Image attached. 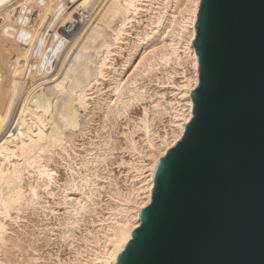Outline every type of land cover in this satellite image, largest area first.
<instances>
[{
	"label": "bare ground",
	"instance_id": "6f19581e",
	"mask_svg": "<svg viewBox=\"0 0 264 264\" xmlns=\"http://www.w3.org/2000/svg\"><path fill=\"white\" fill-rule=\"evenodd\" d=\"M201 3L202 0H0V264L8 248L15 247L11 225L19 223L22 214L41 202L40 189L54 197L59 195L57 188L63 190L58 205L66 209L60 223L64 226V242H76L78 229L87 223L88 215L94 217L95 211L98 218L89 221H99L104 231L100 237L102 227L96 234L85 227L86 235H80L83 246L76 248L71 242L75 257L64 263H118L134 231L141 226L142 211L152 203L154 175L161 159L184 137L194 117L193 91L200 83V59L194 41ZM119 54L126 56L122 71L114 65L115 55ZM105 79L112 83V95L105 99L108 110L104 111V121L112 125L118 121L119 126L126 119L128 128H119L118 134L122 130L126 146H121L132 156L131 160L120 157L110 162L128 166L126 181L130 184L116 191L102 185L107 169L103 173L98 169L103 163L111 166L109 155L119 148L113 134L111 138L96 131L100 141H93V149H86L92 159L83 154L79 160V155L71 157L69 153L76 137L84 136L90 99ZM153 83L161 89L154 87L148 94ZM143 101L148 104L143 105L132 123L130 108ZM157 118L165 120L160 133L154 127ZM139 131L145 147L134 137ZM158 137L160 141L156 143ZM63 153L70 157L69 161ZM56 155L67 164L55 160ZM55 161L57 165L53 166ZM89 163L94 165L91 172L96 181L83 174L85 170L74 175L77 171L73 164L85 169ZM58 164H65L71 174L58 178ZM92 184L96 191L91 195L80 190L72 203L67 202L69 191ZM97 195L99 199L107 196V200L115 201L103 207L107 215L101 207L102 213L97 209L99 206L93 209V205H99ZM31 260L29 264L35 259Z\"/></svg>",
	"mask_w": 264,
	"mask_h": 264
},
{
	"label": "water",
	"instance_id": "95a60500",
	"mask_svg": "<svg viewBox=\"0 0 264 264\" xmlns=\"http://www.w3.org/2000/svg\"><path fill=\"white\" fill-rule=\"evenodd\" d=\"M184 137L117 264H264V0H202Z\"/></svg>",
	"mask_w": 264,
	"mask_h": 264
},
{
	"label": "rangeland",
	"instance_id": "374dc122",
	"mask_svg": "<svg viewBox=\"0 0 264 264\" xmlns=\"http://www.w3.org/2000/svg\"><path fill=\"white\" fill-rule=\"evenodd\" d=\"M145 18L146 17H143V20H145ZM134 31H135V29H133L132 32H134ZM128 37L129 38H132L134 36L129 35ZM124 53H126V55H128V51L124 50ZM125 59H126L125 54H123V55H120L119 54L117 56L115 55V61H114L115 63H114V65L116 64L117 69H119L120 71H122V65H123ZM153 84H152L153 87H151L152 88L151 89V92L149 90L150 93L147 92L148 94H151L152 93V90L155 89L154 87H157V85L155 83H153ZM111 88H112L111 81H109L108 79H105L103 82H101L99 85H97L96 88L94 89L93 96L90 99V109L87 110L90 115L87 114V113H85L86 115H89L87 117L84 114L85 115V118L88 120L87 121L85 119L87 121V124H88L87 126L88 127L87 126L86 127H83V128H85L83 130L84 136L81 135V134L78 135V137H76V140L73 142L74 144L73 143L70 144V146L72 145L73 148H74V150H73V148L71 146V149H69V153L71 152L70 153L71 154V157H75V156H78L79 155L78 159L80 160L81 157H84L85 156L83 154H86V155L88 154L87 155L88 157L86 156V158H91L92 159L93 155L91 156V153H88V151H86V149H88V150L93 149V147H94V146H92L93 141L94 142L100 141L99 135L96 134L97 133L96 131L99 130V132L102 135L110 136L111 138H112V136H114L113 137V140L116 138L115 139L116 141L114 140L115 143H118L119 142L118 144H116V145H119L118 150H115L114 151V153H113L114 155H109V157H110L109 163L112 162V159L113 158H114L113 161H119L120 157H121V159L122 158H125L126 160H131L132 156L129 154V152H124V149L122 148V146L123 147L126 146L125 145V143H126L125 135L122 134V130L120 131L121 133L118 134V132H119L120 129L128 128L125 125L126 119H123V121H122L123 123L120 121L121 124L119 123V126H118V124H116V123H118V121H115V124L113 123V125L110 123V121H104V119L107 116V113L104 112V111L108 110L107 109V103H106V100L105 99L108 98V97H110L112 95V93L110 91ZM157 88L161 89L160 87H157ZM159 89H157V90H159ZM162 91H163V89H162ZM164 91H167V88ZM169 96H171V95H169ZM149 100H147V102ZM147 102L146 101H143L142 103L140 102V104L136 103V104H134L130 108L131 109L130 110L131 111L130 114L132 115V118H133L131 120L132 123L134 122V119H136V117L139 115V112L143 108V105H145V104L147 105L148 104ZM111 105H113V103H111ZM151 111H152L151 112L152 115H154L153 108H151ZM156 115H158V114H156ZM164 116L166 117L167 115H164ZM165 119H167V117ZM164 121L163 122H160V119L157 118L156 121L154 122L155 123L154 127H155V129L159 133L163 131L162 127H163ZM114 125H116V126H114ZM111 126L113 127L112 129H111ZM111 130L113 132H111ZM103 132H104V134H103ZM109 132H111V134ZM134 137L137 140H139L138 142H139V145L140 146H143L144 145V147H145V144L146 143H144V140L142 139V137H144V136H142V133L140 131L137 132ZM120 141H121V143H120ZM159 141H160V138L158 137L155 142L158 143ZM74 151H76V152L74 153ZM93 151L96 152V150H93ZM63 155H64V157L66 156L65 158L67 159V161L70 160V157H68L67 154L63 153ZM61 158H62V156L56 155L55 160L67 164V161L64 162V161H62ZM79 160H78V162H79ZM57 161L53 162L52 165L53 166H56L57 165L56 164ZM65 164H58V170L59 171L56 174L58 178H62V176L66 175L68 172H69V175L71 174V171L68 170V168L65 166ZM73 165L75 167V171H77V172H74L75 173L74 175H76V177L79 176L80 174H82L83 171L85 170L83 174H86V175L91 176L92 177L91 179H93L95 181L97 180V179H95L94 176H92V174H93L92 172L94 171V170L92 171V169H94V167H93L94 165H92V163H89V166H88L89 168L87 167L85 169H82L83 167L81 168L80 167L81 166L80 164H79V166L76 165V164H73ZM108 165L105 164V163H103L100 166V168L98 167V169H100V172H102V173L104 172V170L107 169L105 171L106 174H105V172L103 173L104 175H107V179L106 178L105 179H102V181H103L102 185L103 184L104 185L106 184V186L108 185L107 186L108 187L107 188L108 191H112V190L113 191H116L119 188H121V189L126 188L127 185H128V183L130 184V182H127L126 181L128 179V177L126 175V172H128V169H127L128 166L126 165V166H123V167H118L117 164H115V165H112L111 164V166L109 165V167H108L109 169H108L107 168ZM102 166H103V168H102ZM123 170L125 171L124 173H123ZM110 171L112 172L111 174H110ZM120 172H122V174H120ZM113 174H115V175H113ZM59 175H60V177H59ZM66 176H64V177L66 178ZM108 176H109V179H108ZM100 182H101V180H100ZM57 185H59V184H57ZM54 188H56V186H54ZM93 188H95L94 184L87 186L86 189L85 188L82 189V187L79 186V189H76L75 188L74 190L69 191L68 192L67 202L72 203L73 202V199H74L72 197L73 196L74 197L79 196L82 191L83 192H86L87 191L88 193L87 192L86 193L88 195H91V193L93 191H96ZM62 191H61V189L57 188L56 189V192L59 195H56L54 197H52V196L48 197L46 195V193L44 192V190L43 189H40V192L39 193L42 196V198L39 199V200L41 202L39 201L40 203H36L28 212L22 214L23 215V218L19 220V223H13L11 225V227H10V233H11V235L15 239V247H14V245H12V246H10L8 248V255H7V257L5 255H2L3 258H5V259L3 260V262L1 264H29V262H30V260L32 258H34L35 260H34V262H32L30 264H65L64 262L69 261L70 259H73L75 257L74 256L75 248H73V246L75 244H76V248L79 247V246H83V243H82L83 241H82L81 237H82L83 234L86 235V233H87V232L84 233V231H85L84 228L85 227L86 228L88 227L89 230H92V232H94L95 234H96V232H100L99 229L102 227L100 229L101 230L100 237L103 236V234H104L103 233L104 231L102 232L103 226L98 225L99 224V221L98 222L96 221L97 224L96 223L92 224L89 221V220H91L93 218H95V219L98 218V216L96 215V211H95V212H93V214H95V215H93L94 217H92V216L90 217V215H88L89 218H87V219L90 222V223H88V221H86L87 222L86 224L88 226H86V224L85 225L83 224L82 227H81V229H78V232H77V236L76 237L79 238V239L77 240V238H75L76 242L75 241L73 242L72 239H69L68 238L69 241L64 242V240H63L64 238L62 237V235H63L62 234L63 233V227L64 226L61 225L62 224L61 222L64 221V216H66L65 215L66 214L65 213L66 212V209H65V205H64V207H63V205H61V206L58 205V201H60L59 199H61L62 196H63L62 193H61ZM79 191H80V193H79ZM65 195H67V194L65 193ZM46 196L48 198H46ZM97 196H98L97 197V201H99V205H93L92 207L94 209V208H96V206L97 207L99 206L97 209L99 210V208L101 207L100 209H102V211L106 214L107 209H105L106 211H104L103 209L104 208H107L108 206H106V205L108 203H110V202L112 203V205H114L115 204V201H113L110 198H109V200H107L108 199L107 196L104 197V198L100 197L102 199H99V195H97ZM47 200H48V202L45 203L44 201H47ZM103 200H104V202H103ZM100 204H102L103 206L102 205L100 206ZM43 206H45V209H43ZM52 209H55V212H52ZM99 211L102 213L101 210H99ZM80 230H82L83 232L80 231ZM80 235H81V237H80ZM87 235L89 237L91 236L89 234H87ZM97 236H99V234H97ZM71 242H72V244L74 243V245H71ZM17 245H19V246H17ZM10 261H12V262L10 263Z\"/></svg>",
	"mask_w": 264,
	"mask_h": 264
}]
</instances>
